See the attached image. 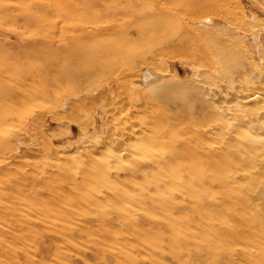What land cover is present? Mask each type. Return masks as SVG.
<instances>
[{
	"label": "bare ground",
	"instance_id": "bare-ground-1",
	"mask_svg": "<svg viewBox=\"0 0 264 264\" xmlns=\"http://www.w3.org/2000/svg\"><path fill=\"white\" fill-rule=\"evenodd\" d=\"M177 2L41 3L40 46L49 49L53 57L43 53L45 60H50L44 71L40 70V80L35 74L19 76L9 87L11 92L0 91V152H9L8 158L17 157L10 144L14 137L5 139L2 133L10 125L13 107L38 97L60 98L61 94L65 97L62 103L58 101L61 105L55 113L57 118L61 111L65 115L81 106L93 107L106 113L108 119L118 120L109 131L116 148L104 164L92 160L91 154L96 152L87 150L88 159L77 162L80 169L75 176L62 168L58 173L62 183L79 178L80 188L86 183L96 189L95 193L88 191L77 197L80 192L74 191L75 200L60 208L53 206L60 201L57 193L47 201L40 200L38 192L30 197L59 220L80 217L84 221L81 228L73 227V231L70 226L55 223L40 235L33 229L40 224V210L33 219L15 213L13 205L0 198V264H49L46 261L52 256L57 258L53 259L55 264H61L60 260L66 264L68 251L74 244L84 242L90 245L93 255L102 254L101 263L140 264L130 254L115 258L117 253L123 256L127 252L114 247L119 242L111 233L117 231L120 239L125 234H136L135 239L143 240L150 231L141 227L140 217L126 214L120 203L139 204L143 214L154 216L152 211L156 214L172 210L173 189H180L188 200L176 213V219L194 213L184 215L185 224L194 223L217 240L244 245V251L229 253L231 264H264V53L259 51L257 61L246 48H235L230 42L214 41L210 47L202 40L214 34L195 37L194 31V23L216 25L217 20H225L226 7L241 9L246 23L256 20V16L252 12L246 15L243 0H181L179 7ZM167 7L175 12H163ZM11 14L6 7L0 9V19ZM179 15L187 21L180 20ZM23 19L29 25L30 17ZM251 37L257 40V32ZM25 51L30 54L28 49ZM175 56H180L190 69V83H177L173 75L154 70V65L162 67L166 58ZM2 72L0 83L4 82ZM138 75L143 77L147 91L141 95L137 109L120 112L122 103L129 105L132 100V79ZM39 81L41 90L35 88L28 93V88ZM154 98L162 102L153 104ZM107 146L104 151L110 152ZM102 153L103 150L99 156ZM148 155V159L143 158ZM116 163H124L123 169L115 170ZM3 166L4 160H0V171L5 169ZM29 180L31 188H40V177ZM138 183L153 191L151 206L146 203L150 196L135 191ZM105 201L110 202L108 208L102 206ZM74 204L79 210L70 207ZM212 217L221 219L218 228L208 223ZM159 227L156 225L157 230ZM157 233L156 241L162 232ZM70 234L75 236L74 243H68ZM40 236L50 238L49 247L38 249L34 239ZM252 249H256L255 254ZM193 254L199 257L197 251Z\"/></svg>",
	"mask_w": 264,
	"mask_h": 264
},
{
	"label": "rangeland",
	"instance_id": "rangeland-1",
	"mask_svg": "<svg viewBox=\"0 0 264 264\" xmlns=\"http://www.w3.org/2000/svg\"><path fill=\"white\" fill-rule=\"evenodd\" d=\"M44 1L0 0V9L6 7L8 12L12 13L9 18L0 19V71H3L2 75L4 76V82L0 83V91L11 92L9 87L16 82L19 76L24 78L35 74L39 76L40 80V70L44 71L47 65L46 62L53 57L51 53L48 54L49 49L40 46L42 24L40 5ZM177 3L178 7L179 5L182 6L181 0H178ZM250 3L248 4L243 0L244 9L247 12L246 15L249 16L250 12H252L255 14L256 20H251L250 22L248 20V23L243 22L241 9L234 10L226 7L223 15L226 19L223 21L216 19V25L198 26V24L194 23V26H196L194 28L195 37H202L208 33L214 34L213 36H208L210 39L202 40V43L212 47L214 41L230 42L235 48L239 46L246 48L249 54L258 61L259 51L264 53V0H252ZM220 9L223 11L222 8ZM162 10L166 13L168 11L175 12L171 7ZM26 16L30 17L29 25H26L23 19ZM165 16L167 17V15ZM179 19L184 22L187 21L183 15H179ZM255 32L258 35L257 40L251 37ZM25 49H28L30 54L26 53ZM19 50H23L24 53L22 52L19 57H12ZM33 51H37L38 56L32 55ZM43 53L50 55V59L48 57V60H45ZM153 67L156 72L173 75L177 83L191 82V71L183 63L180 56L166 58L164 66L154 65ZM136 77H133V85L130 89L131 95L133 94L132 100L129 105L128 103H122L120 108H118L120 112L128 110L130 112L132 109H137V105L141 102L139 100L141 95L147 91L143 77L141 75H138V78ZM33 87H29L27 92H34L35 88L41 90L42 84L40 85L39 81ZM136 90L140 91L136 92ZM64 95L61 94V97L56 99L49 97L46 100H41L38 97L26 105L13 107L10 125L7 126V130L4 129L2 132L5 139L14 137L10 144L11 149H13L12 152L17 153V157L8 158L9 152H0V160H4L3 167L5 168L0 171V198L4 200V203L13 205L15 213L25 214L33 219V216L37 214L35 213L36 210H40V224H36L33 227L36 232L40 231V235L41 232L50 231V228L55 223H57V226L59 224L70 226L73 230V227L75 228L76 226L81 228L84 221H81L78 216L75 218L71 217L65 221L59 220L55 216L50 215L49 211L44 212V205L35 204L30 200V197L38 192L40 200L47 201L51 195L57 193L60 201L58 205L53 206L60 208L75 200L72 197L74 191L80 192L77 197H82L88 191L95 193L96 189L89 188L86 183L80 188L79 182L81 180L79 178L69 184L62 183L58 173L62 172V168L75 176V173L80 169L76 167L77 162L83 163L84 160L87 161L88 159L87 155L89 152L87 150L96 152V155L91 154L93 156L92 160L104 164L105 161H108V156L112 155L116 148L114 137L110 135L109 131L114 126V123L117 124L118 120L116 122V119H108L106 113L95 110L93 107L82 109L81 106H75L68 114L64 115L61 111L62 118L60 115L58 118L55 116L56 111L59 109L58 106L63 102ZM161 102L160 99L156 98L152 101L153 104H160ZM55 108L56 110H54ZM139 115L142 117L141 114ZM92 119L94 120L92 121ZM136 121L139 122L140 119ZM122 125L120 124V126ZM16 135L18 137H15ZM103 143L107 144L103 145ZM107 145L111 147L110 152L104 151L109 148ZM128 147L132 148L131 146ZM98 149L104 152L100 156L99 153L101 151ZM148 157L149 155L143 156L144 159H148ZM121 162L126 161L122 160ZM119 164H114L116 166L115 170L116 168L123 169L124 163ZM119 174H123V171H120ZM34 176L40 177V188L38 189L31 188L28 183L29 179ZM5 186H8V188L5 189ZM135 191L144 196L153 194V191L146 184H136ZM172 193L174 198L172 210L160 211V213L156 214L152 211L151 214L154 216L143 214L139 204L131 202L120 203L126 214L136 218L140 217L138 222L141 223V227L150 231L149 237L146 235L143 240L135 239L136 234H125L124 238L120 239L117 231L111 233L112 237L119 242L114 247H120L121 250L127 252L123 256L121 253H117L115 258L118 256L125 257L130 254L140 264H231L227 259L229 253L232 251L233 253H238L245 250V246L241 243L234 245L229 241L217 240L215 235L210 236L206 233V230L201 231L194 223L185 224L184 215L192 216L195 215L194 213H187L176 219V213L182 210L180 208L187 204L188 200L182 196L180 189H173ZM15 199L20 200L15 202ZM153 201L154 199L151 196L146 199V203L150 206ZM109 205L110 202L108 201L102 203V206L106 208ZM70 207L76 210L78 209V204ZM47 209L49 208L47 207ZM185 209H187V206ZM167 216L169 218H163ZM166 220H168L167 223L165 222ZM220 220V218L212 217L208 223L218 228ZM156 225L160 226L159 230L156 229ZM159 231L162 234L156 241L155 235ZM173 232L177 234L174 236ZM74 237V234H70L67 237L68 243H74ZM49 239V237L40 236L34 240L38 249H43L51 244ZM216 243H219V245H216ZM179 244L182 245L179 246ZM74 245L73 250L68 251L70 255H68L66 264H104L101 263L102 254L93 255L90 245L85 242ZM251 247L252 245H249L247 248L250 250ZM194 251L199 253L198 258L193 254ZM255 251L256 249H252L253 254H255ZM54 258L57 260L56 257L52 256L46 262L55 264ZM41 260H43V256L40 253ZM59 262L64 264L62 260ZM244 263L248 264L247 262Z\"/></svg>",
	"mask_w": 264,
	"mask_h": 264
}]
</instances>
